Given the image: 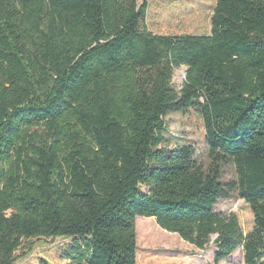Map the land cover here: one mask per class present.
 Masks as SVG:
<instances>
[{
  "label": "trees",
  "instance_id": "trees-1",
  "mask_svg": "<svg viewBox=\"0 0 264 264\" xmlns=\"http://www.w3.org/2000/svg\"><path fill=\"white\" fill-rule=\"evenodd\" d=\"M148 1L0 0V264L36 238L70 239L68 264H137L138 217L215 237L214 264H264V0H216L209 35L177 36L145 29ZM172 113L202 120L206 162L164 145ZM231 196L247 234L215 211Z\"/></svg>",
  "mask_w": 264,
  "mask_h": 264
},
{
  "label": "rangeland",
  "instance_id": "rangeland-1",
  "mask_svg": "<svg viewBox=\"0 0 264 264\" xmlns=\"http://www.w3.org/2000/svg\"><path fill=\"white\" fill-rule=\"evenodd\" d=\"M216 0H149L147 2L144 27L149 32L161 36L209 35L211 16ZM185 68L176 69L172 83L178 90L184 79ZM165 121L167 131L165 146L188 145L196 156L206 162V145L202 120L194 113L169 114ZM234 179V171L226 167L223 181ZM216 212L233 213L237 216L243 234L253 228V216L248 205L236 196L221 199L215 206ZM148 220L136 219L137 264H214L216 247L212 240L205 250H199L182 241L177 235L163 233L158 229L150 230ZM155 226V225H153ZM70 239L36 238L23 241L15 252L14 264H68L62 253ZM218 264H244L242 248Z\"/></svg>",
  "mask_w": 264,
  "mask_h": 264
}]
</instances>
